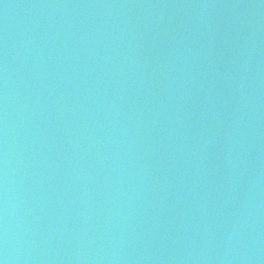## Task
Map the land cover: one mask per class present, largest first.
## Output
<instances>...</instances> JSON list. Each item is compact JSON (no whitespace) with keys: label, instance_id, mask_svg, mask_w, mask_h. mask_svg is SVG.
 <instances>
[{"label":"water","instance_id":"obj_1","mask_svg":"<svg viewBox=\"0 0 264 264\" xmlns=\"http://www.w3.org/2000/svg\"><path fill=\"white\" fill-rule=\"evenodd\" d=\"M0 264H264V0H0Z\"/></svg>","mask_w":264,"mask_h":264}]
</instances>
